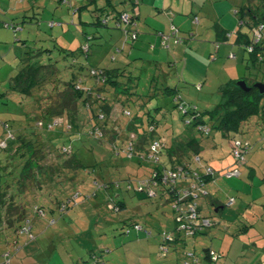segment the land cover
Listing matches in <instances>:
<instances>
[{"label":"rangeland","instance_id":"374dc122","mask_svg":"<svg viewBox=\"0 0 264 264\" xmlns=\"http://www.w3.org/2000/svg\"><path fill=\"white\" fill-rule=\"evenodd\" d=\"M47 2L54 4H50V7L46 5L44 12H41L42 16L34 17L35 15L28 13L26 18L14 19V14H11L9 22L0 11V39L6 42L2 47L9 53V58L5 61L3 60L5 56L0 53V65L1 62L8 64L0 71V146L2 142L8 140V136H16L21 130L23 134L16 143L10 144L8 150L0 151V169L6 172L21 168L26 157L23 155L25 153L22 154L20 151L21 146L24 145L21 139H29L33 134L35 135L36 130L46 132L43 134L46 141V134L51 135L49 132H52L48 141L52 148L48 147L46 151L53 150V147L61 149L64 146L71 147L78 164L64 162L63 166L54 165L55 172L50 169V174L38 177L41 179V185H33V182H30L23 191L13 186L18 192L17 199L22 198L25 203L28 219L33 226L32 233L35 236L30 240L28 234L18 232L20 235L16 237H21L22 244L30 241V244H35L42 250L48 249L52 252L57 249L56 253L60 254V260L63 259L62 253L68 261L67 264H91L94 262L92 253L97 254L102 261L105 260L106 264H143V262L153 264L156 261L162 264L165 261L163 258L173 263L175 261V264H184L185 256L182 252L185 250L182 248L178 251L172 248L165 256L159 252L165 232H173L177 226L171 199L162 191H159L156 197H149L126 188L130 180H133L134 185H138L140 179L147 180L150 177V169L156 163L151 159L140 162L137 156L131 157L128 153L127 147L131 141L126 125L133 118L120 109L121 104L118 105L119 110L112 116L119 130L114 138L109 137L108 133L100 135L99 131V134L96 133L97 136L91 134L93 121L88 110L90 107L84 106L82 98L77 101L78 113L75 124L70 121L71 128H68L67 122L55 125L51 131L37 127L38 120L45 116L44 113L50 111V107L61 100L62 92L75 77L81 80L83 87H100L101 84L98 86L89 70L92 67L111 68L119 65V59L114 61L112 57H120L122 52L119 53V47H122L125 41L118 31L120 29L115 28L114 21L108 26L95 23L101 15L94 10L95 6L84 10L80 18V14L74 13L73 8L67 13H62L68 6L63 4L65 8L61 11L60 3L57 2V6L54 0ZM225 2L232 6L229 14L234 19V30L237 27L242 28L241 30L248 31L249 37H253L254 31L247 23L241 24L239 19L241 14L235 13L247 0H222L221 4ZM202 14L205 21L203 25H199L200 27L196 23L199 22L198 19L193 23L190 20L191 26L198 33H202L208 26L211 27L213 21L219 20L215 17L213 9ZM244 18L248 19L247 16ZM81 19L89 24L80 22ZM17 22L20 24L17 25ZM6 23L26 28L20 31L7 26ZM61 24L65 26L64 31ZM7 31H10L12 36H8ZM214 37L213 35L211 41L215 39ZM16 38L28 39L27 45H23ZM170 42L163 45L161 41L164 56H170L167 53L171 50ZM131 43L125 45L126 49ZM86 44L89 51L85 49ZM214 47L215 44L209 50L213 51ZM239 49L236 46V52ZM70 50L71 52L75 50V53L68 54ZM41 51L44 52L40 55ZM28 52L33 55L39 54L33 61L39 58L45 64L53 63L57 71L47 74L39 87L32 90L31 94L24 95L16 90L12 91L13 86L10 80L7 82L6 79L23 66L20 60L15 58L18 53L26 55ZM240 54V64L232 63L224 67L212 65L213 56L208 57V63L198 69L193 63H189L186 67V62L182 60L177 67L172 66L173 58L161 64L159 70L146 62L136 93L131 101L124 105L125 109L134 113V116L141 113L142 117H146V122L149 115L157 119L159 125L156 137L162 135L170 139L168 149L172 147V142L175 143L174 148L177 149L179 146L180 150L184 151L182 157L191 161L198 153L203 165L210 166L217 172L215 180L208 181L206 187L212 192L213 197L219 199L220 206L224 209L216 212V208L208 202L207 197H199L198 203L202 208L203 216L209 217L215 224L207 232L196 236L189 237L183 233L184 240H187V251L194 252L200 258L198 264H211L206 258L205 251L209 248L222 255L217 264L224 262L254 264L256 257L263 258L264 261V123L257 128L259 136L253 135L252 131L240 135L244 139H250L253 148L247 155V162L239 165L232 153L230 138L224 137L222 131L212 125L211 115H204L206 125L211 131L202 133L193 123L187 124L192 116H184L183 109L178 106L179 101L184 100L186 107L192 105L198 108L199 113L216 109L222 100V93L217 89L228 82L229 77L234 78L236 82L240 78H249L250 82H264V64L247 68L249 53L246 49H242ZM152 55L153 53L149 52V58L153 57ZM9 62L14 64L9 66ZM194 71L199 72L195 75L200 79L184 80L185 72L191 75ZM4 80L5 82H2ZM167 86L176 88L180 86L179 99L171 95L149 96L148 90L151 87H153L152 92L156 89L161 92ZM103 95L108 93L104 92ZM97 105L93 103L91 106L95 109ZM19 127L21 130L17 133ZM56 130L61 133H56ZM191 142L197 143L198 149L190 146ZM10 154H13L11 164L14 162V168L7 163ZM52 155L51 159L56 157ZM61 156L64 160L72 155ZM161 158L164 162H170L167 151L161 155ZM195 162L200 166L202 164L199 161ZM232 165L239 168L241 175L236 174L231 178L227 176L228 171L231 170L227 171V169ZM231 196H234L236 201L229 206ZM113 202H121L124 208L119 211L111 210L110 203ZM66 203H69V206L63 210L61 206ZM35 205L43 206L45 215L36 214L33 208ZM125 220L130 224L140 223L151 234L134 229L129 233L125 232ZM25 223L26 219L21 224ZM108 250L110 252H107Z\"/></svg>","mask_w":264,"mask_h":264},{"label":"trees","instance_id":"16d2710c","mask_svg":"<svg viewBox=\"0 0 264 264\" xmlns=\"http://www.w3.org/2000/svg\"><path fill=\"white\" fill-rule=\"evenodd\" d=\"M123 13H129L131 16V20L134 25H129L128 29L136 31L137 35L139 34L137 30V23L135 21V14H132L129 11L123 10L116 15L112 14H105L104 16H101L98 18V20L95 22L96 24L100 25H110L109 23L111 21H114L115 28H119L122 31V35L125 38V41L123 43V47L128 44L127 42V35L125 34V31L117 24V21L119 17ZM237 14H241L240 23L243 25L248 24L249 28L254 31L253 37H248L245 45L246 51L249 53V60L247 62V68H251L252 65L260 66L264 64V0H247L245 3V6L243 9H238ZM245 16H247V20H245ZM107 19V23H103ZM240 24V26H241ZM15 28L14 24H12ZM18 28V27H17ZM255 29L261 30V36L256 38L255 36ZM177 28H175V31ZM161 34V33H160ZM179 36H172V40L174 41V44L181 43L182 41L178 38ZM139 38V35H138ZM134 40L132 44H134L137 40ZM92 39V37H90ZM170 39V40H171ZM183 40V39H182ZM86 51L88 49V44H86ZM44 51H41L40 55ZM70 53H75V50L70 51ZM68 53V54H70ZM88 53V52H87ZM39 55V54H38ZM36 55H33L31 52H28L26 57L22 60L24 62L22 68L18 70L10 79V84L13 86L12 91L16 90L19 93H22L24 95H29L32 93V90L39 87L41 81L45 79L46 75L51 73H55L57 71L56 66L53 63L45 64L41 59L37 58L36 61H33L34 58H36ZM88 55V54H87ZM102 71L103 73H96L94 71ZM91 73V76L95 79V81L99 84L100 87L88 86L83 87V84H81V80H77V77L68 84L67 89L62 92V98L57 103L54 104L52 107H50V111H47L44 113V117L40 118L46 121V123L49 125L51 122H55L56 119L62 118L64 122H67L70 124V121L75 124L76 115L78 113L77 108V101L78 99L82 98L84 106L90 107L88 109L91 112L90 119L93 121V129L91 130V134H94L97 136L99 132L102 134H109V137L112 138L115 137L116 134L119 133V130L116 128L114 124V120H112L113 114L119 110V106L121 104V110L126 113L128 109H125V104L129 103L131 99L133 98L134 94L136 93V87L139 86V80L141 79V75H134L131 72H128L125 69H117V68H103V67H95L91 68L89 70ZM247 80L248 84H252L254 82H250L249 78H244ZM256 82V81H255ZM79 86V87H78ZM170 91H168V89ZM167 88L163 89L161 92H159L157 89L155 92H152L151 87L148 90L149 96L156 95H172L174 98L179 99V95H175L172 91H175V88H171L167 86ZM104 92H107L108 95H103ZM125 96V98L123 97ZM184 102V100H182ZM180 102L178 103V106L180 109H183V115H191L192 117L189 118L187 121L188 125H193L197 127V129L202 133H209L211 131V128L206 125L204 115L209 114L211 115L213 119V126H216L220 131H222V134L224 137H229L231 141L232 148L234 147L235 141L241 140V148H243V153L245 154V160L244 161H238L237 163L245 164L247 162V155L251 152L252 147V141L250 139H244V137L240 136L241 134H247L255 132L258 128V126L262 123H264V94H260L258 89H254L250 91L249 93L245 92L243 89L239 88L236 85V81L233 83H230L228 85H225V87L222 89V100L220 103H218V106L214 110H206L202 113L198 112V108L193 107H186L185 103ZM93 103L98 104L97 108L93 109L91 106ZM119 105V106H118ZM118 106V107H117ZM188 108V109H187ZM69 111V112H68ZM130 111V110H128ZM102 115V116H101ZM128 115V114H127ZM133 119L131 122H129L127 126V130L129 132V139L131 144V150H129V146L127 147L128 153L131 155V157L137 156L139 161L142 162L146 159H149V154L151 153V145L157 140L162 141V148L160 151L161 155L164 154L166 151L169 153L170 156V162H164L163 160L156 163L155 166H153L150 169V177L152 178L154 175V172L157 173L156 178L159 179V175L163 174V171L165 169H168L172 167V169H177L179 167H184L185 170L190 171L193 173V177L188 176L189 178H195L199 180L202 185L203 189L206 191V193L199 192L195 196H192L191 198L187 199L188 202H191L193 204L197 205L198 212L203 218H209L204 217L202 213V208H200V204L198 203L199 197H207L214 208H219L220 202L219 199L212 196V192L208 190L206 187V183L208 181H211L212 179L215 180L217 177V172L211 168L210 166L203 165L201 161V156L196 153L193 157V160L184 159L182 157L184 151L178 146L177 149L174 148L175 143L172 144V147L169 149L167 148L168 139L166 136H160L156 137L157 134V126L159 125V121L155 119L153 116L148 117L146 122V117H142L141 113H137L134 116V113L130 111V115ZM71 125V124H70ZM38 127V126H37ZM46 129V127H45ZM36 130V129H35ZM47 130V129H46ZM22 131V130H21ZM19 132V134L13 135L14 137H7V147L3 150H8L10 144L16 143V141L22 136L23 134ZM99 131V132H98ZM35 135L33 134L29 139H21L23 144V147L21 146V152L23 155H25V160L21 166L20 169H15L14 162L11 164V161L13 160L12 155H9V159H7V163L11 168H14L13 170H4L0 169V228H6L8 225L13 224L14 226L18 227L19 232L21 227L20 226H31L30 220L28 219V213L25 207V203H23V200H18L16 195L18 192H16L14 187H18L19 191H23L27 189L26 184L33 182V185H41V179H38L40 176H44V174L48 175L50 174V169L55 172L56 167L55 166H63V163H69L72 165L78 164V160L76 159V155H74L73 151L70 153L72 156L67 159H61V155L69 154L68 152L64 151V146L61 148H55L53 147V150L47 149L46 146L43 144V141L39 139V135L41 134L38 131ZM98 132V134H96ZM18 135V136H17ZM193 142V140H192ZM191 142V143H192ZM190 143V146L196 147L198 149L197 143ZM1 151V150H0ZM234 151V148L232 149ZM51 153V155H50ZM234 155V152H232ZM52 154L56 155L55 158L51 159ZM69 154V155H70ZM150 160V159H149ZM236 160V159H235ZM201 164L198 165L197 162ZM197 163V164H196ZM55 165V166H54ZM0 166H1V160H0ZM6 167V165H5ZM2 168L4 166L2 165ZM212 169V173H208L207 169ZM234 171H239V174L241 175V171L238 167H232L229 168ZM228 171V170H227ZM229 171L227 173V176L229 174ZM53 174V173H52ZM198 174V176L196 175ZM236 176L230 175L229 178ZM141 180V179H140ZM133 180L129 181V184L127 185V189L135 192H140L146 195V193L138 190V185L132 184ZM187 179H182V181H172L170 180L169 183L165 184L160 181V183L157 184L156 190L157 195H159V191H162L163 194L168 196L171 200L172 197L176 195V190L173 191L172 188L174 186L183 187L187 186ZM184 187V188H185ZM180 189V188H179ZM21 193V192H20ZM149 196V195H146ZM154 196V197H156ZM153 197V196H149ZM234 197V196H231ZM230 197V198H231ZM235 198V197H234ZM236 201V198H235ZM234 201V203H235ZM172 202V201H171ZM233 203V204H234ZM67 207L69 206V203H66ZM111 205H115L118 207V210H121L124 208V204L121 202H113L110 203ZM231 204V205H233ZM63 206V205H62ZM61 206V208H62ZM230 206V205H229ZM34 211L36 214H39L38 210L43 211L44 214V208L43 206L35 205L33 206ZM116 210V209H111ZM175 211V210H174ZM176 212V211H175ZM41 215V214H40ZM42 215V216H43ZM175 216H177V213H175ZM175 217V221L177 223V226H179V222ZM26 219L25 224H21L23 220ZM126 223L125 225V232L129 233L131 230L136 231H145L146 234H151V232H147L146 229L140 224V223H132L130 224L127 220L124 221ZM137 225H140L141 228H136ZM176 226V228H177ZM32 227V226H31ZM212 227V226H211ZM210 227V228H211ZM175 228V229H176ZM209 229V227H208ZM208 229H200L196 228V234L191 236H196L198 234L207 232ZM178 231V230H177ZM22 233V232H21ZM32 233V230H31ZM173 232H165L163 239L161 240V246L159 248V252L161 255L168 254L171 252L172 248L177 246V242L179 240H182L185 238V236H189L188 234L183 235V233L179 232V234H175L172 239H168V235ZM29 236V235H28ZM30 237V236H29ZM31 238V237H30ZM31 239H34V235ZM168 247V251L164 253L163 247ZM178 247L174 248L177 249ZM180 249V247H179ZM183 249V248H182ZM215 251L212 248L206 249V258L207 260H210L211 264H217L219 260L221 259V256L218 252L215 251V253L219 256L218 260L214 261L211 255V251ZM105 252V251H104ZM107 252H110L109 250ZM183 253V252H182ZM184 254V253H183ZM192 254V256H191ZM11 255V254H10ZM185 260L186 261H193L197 260L195 264H198L200 261L199 256H196L194 252L185 250ZM92 258L94 262L92 263H98V264H106L105 260H101L100 257L92 253ZM91 263V264H92Z\"/></svg>","mask_w":264,"mask_h":264},{"label":"crops","instance_id":"0c3cea01","mask_svg":"<svg viewBox=\"0 0 264 264\" xmlns=\"http://www.w3.org/2000/svg\"><path fill=\"white\" fill-rule=\"evenodd\" d=\"M48 0H0V11L3 13V17L5 16L9 22L11 19V14H14V19H23L28 16V13L35 15H41V12H44V8L46 5L50 7V4H54L52 2H47ZM217 1V2H216ZM54 2H58L61 5V11L65 8L64 5L68 6L65 12L63 10L62 13H67L70 9L73 8L74 13L78 12L80 14L84 10H88L89 7L95 6V9L101 16L105 14L116 15L117 13L126 10L135 14V21L137 23V30L139 32V38L134 44H130L129 48L122 46L119 47V53L122 52L120 57L116 58L112 57L114 61L119 59V65L111 67V68H121L125 69L128 72H131L134 75H140L143 71L145 63H151L150 65L155 66L156 69H160L161 64H165L167 61L174 59L172 66L177 67L180 61L186 62V67L189 66V63H193L195 67L200 68L205 63H208V60L211 56L214 57L212 61V65H222L223 67L229 64H240V56L241 50L245 49L247 38L249 37L248 31L241 30L242 28L237 27L234 30V19L229 14V9H231V5L229 3L221 4L222 0H54ZM57 3V6H58ZM69 3V4H68ZM64 4V5H63ZM211 4V5H210ZM63 5V6H62ZM210 5V7H209ZM245 5L240 6L239 9H243ZM213 9L215 12V17L219 20L213 21L211 27H207L202 33L195 32L193 26H191L190 20L195 21L198 19L199 22L197 25H203V14L207 12V10ZM228 13V14H227ZM237 14V12H235ZM226 14V15H225ZM1 15V14H0ZM76 15V14H75ZM202 16V18L200 17ZM83 19L80 20L82 23ZM26 22V20H23ZM40 22V21H39ZM7 26H12V24L6 23ZM16 24V23H15ZM20 23L17 22V25ZM51 24L56 25L51 22ZM99 25V24H97ZM206 25V24H205ZM62 30H65V26L61 24ZM199 26V27H200ZM14 27V26H12ZM174 27L177 30H174ZM15 28V27H14ZM26 27L23 28H15L20 29V31L25 30ZM119 29V28H116ZM199 30V28H198ZM197 30V31H198ZM120 35H122V31L118 30ZM19 31H17L18 33ZM8 36H12L10 31H7ZM17 33H15L17 37ZM168 34L171 36L178 35L179 37H183L181 43L174 44V41L171 39L169 43L170 51L167 53L170 56H164L163 45H161L162 35L160 34ZM198 35V37H197ZM215 36L214 40L211 41ZM40 37V36H38ZM250 38V37H249ZM17 41H20L23 45H27L28 39L16 38ZM58 40V39H57ZM173 41V42H172ZM59 42V41H58ZM216 42V43H215ZM6 43L4 40L0 39V53L2 56H5L3 60L9 58V53L7 49L2 47ZM18 43V42H17ZM163 44V43H162ZM215 44L214 50L211 51L209 48L213 47ZM218 46H217V45ZM236 46L239 47V51L236 52ZM71 51V50H70ZM70 51L68 53H70ZM166 51V50H165ZM189 51L191 54H189ZM149 52L153 53V57L149 58ZM235 54V58H232L230 54ZM20 55V56H19ZM27 55V54H26ZM26 55H22L18 53V56H14L18 60H20L23 65L24 62L22 60ZM168 55V54H166ZM243 57V55H242ZM171 58V59H170ZM245 57L243 62L245 63ZM249 60V59H248ZM9 61V60H8ZM171 63V62H170ZM14 63L9 62V66H12ZM8 64L5 62H1L0 71L5 68ZM104 68V67H103ZM110 68V67H109ZM195 73H199L194 71V73L189 74V76L184 73V80L186 79H200V77L196 76ZM14 75V74H13ZM12 77V75H11ZM9 79H6L8 82ZM191 79V80H192ZM2 82H5L2 81ZM234 82V78L229 77V81L225 82L224 85H228ZM169 85V84H167ZM224 85H220L218 87V92L222 93V89L225 87ZM170 87V86H169ZM180 86L171 87L175 88V95H179L181 92L178 90ZM168 89V88H167ZM166 90V89H165ZM170 91V89H168ZM172 96V95H171ZM63 118V117H62ZM60 118L59 120H62ZM64 119V118H63ZM20 127L18 128L17 133L20 131ZM40 132L39 139L43 141L46 148L52 146L48 143L49 137H51L52 132H49L51 135L46 134L47 141L43 134L46 132H41V130H36ZM60 132L56 130V133ZM61 133V132H60ZM253 135L259 136L258 130H256ZM170 139H168V143ZM171 144H174L173 142ZM59 148V147H57ZM234 167L233 165L229 168ZM229 168L227 170H229ZM54 222V221H53ZM12 223V222H11ZM8 225L6 228H0V264H4L5 254L10 252V263L11 264H67L66 258L64 254L61 253L63 259L60 260V254L55 250L50 252L48 249H39L35 244H30V241L22 244L21 237L17 238L20 232L17 226L13 224ZM30 225L31 221H30ZM33 228V226H32ZM32 230V229H31ZM19 232V233H18ZM21 234V233H20ZM19 234V235H20ZM35 238V236H34ZM32 240V239H30ZM21 243V245H20ZM174 248L178 247L176 250L178 251L179 247L183 248V250H187V240L182 239L177 242ZM55 247V246H54ZM185 254V251L183 252ZM183 254V256H184ZM185 257H183V260ZM165 261L162 264H175V261L168 260L167 258H163ZM261 259V260H260ZM263 258H257L254 264H264ZM182 260V262H183ZM143 261V260H142ZM181 262V260H180ZM98 264V263H92ZM143 264H149V262H143ZM152 264V263H151ZM153 264H160V262L156 261ZM223 264H226L224 262Z\"/></svg>","mask_w":264,"mask_h":264},{"label":"built area","instance_id":"2783aa9c","mask_svg":"<svg viewBox=\"0 0 264 264\" xmlns=\"http://www.w3.org/2000/svg\"><path fill=\"white\" fill-rule=\"evenodd\" d=\"M103 23H107V19H105V21H103ZM117 24L119 26H121L122 28L124 27V31L125 34L127 35V42H133L134 40H136L138 38V35L136 33V31L134 30H130L128 29L129 25H134L135 23L132 22L131 20V16L129 13H123L118 21ZM175 30V27H174ZM162 43L163 45H165L166 43H168L170 41V39L172 38L171 35H166V34H162ZM255 36L258 40V38L261 36V30H257L255 29ZM181 41L182 38L178 37ZM87 47L85 46V49ZM232 58H235L234 54H231ZM96 73H100L102 74L103 72L100 70L98 71H94ZM79 87V86H78ZM126 114L130 115V111H126ZM102 116V115H101ZM64 122V120H59L56 119L55 122H51L49 123V125L46 123L45 120H39L37 125L38 127H46V129L48 131H51V129L54 128L55 125H58L59 123ZM68 128H71V125L68 123ZM12 137H14L12 135ZM2 146H0V150L5 149V147H7V140L1 143ZM162 148V141L157 140L154 143H152L151 145V150H150V154H149V159L153 160L155 163H158L159 161L162 160L161 158V152L160 151ZM234 157L236 160L240 161H244L245 160V154L243 153V148H241V140L239 141H235L234 143ZM129 150H131V144H129ZM64 151L68 152L69 154L72 152L71 147H64ZM131 156V155H130ZM208 173H212V169L208 168L207 169ZM235 174H239V171L234 170V171H229L228 176L230 175H235ZM154 176L151 178H147V180H140L139 181V186L137 187L139 191H142L144 193H146V195L149 196H156L157 195V190H156V186L158 183H160V181L162 183H169L170 180L176 182V181H182V179H187V186H183V187H176L174 186L172 188L173 191L176 190V195L173 196L172 198V204H173V210H175L177 213V221L179 222V226H177V228L173 231V233H170L168 235V239H172L173 236L175 234H179V232L181 233H186L188 235H194L196 234V228H200L202 230L204 229H208V227L210 228L211 226L214 225V221L211 220L210 218H203L200 213L198 212V208L196 204H193L191 202H188L187 199L191 198L192 196H195L196 194H198L199 192L201 193H206V191L202 188L203 185L202 183L195 179V178H189L188 176H192L193 173H191L190 171L185 170V168L179 167L177 169H172V167L165 169V171H163L162 175H159V179L156 178L157 173L154 172L153 174ZM198 176V174H196ZM193 177V176H192ZM185 187V188H184ZM235 201L234 197H231L228 205L233 204ZM111 209H116L118 210V207H116L115 205H110ZM67 208V204H63L62 209L66 210ZM39 214L43 215V211L42 210H38ZM136 228L140 229L141 226L137 225ZM31 226H23L20 231L22 233H26L28 234L31 238L33 237V233H31ZM178 230V231H177ZM163 251L164 253L166 251H168V247H163ZM211 255L214 261L218 260L219 256L215 253V251H211ZM192 256V254H191ZM195 262H197V260H193V261H186L184 264H195ZM4 264H11L10 263V252H7L5 254V261L3 262Z\"/></svg>","mask_w":264,"mask_h":264},{"label":"water","instance_id":"95a60500","mask_svg":"<svg viewBox=\"0 0 264 264\" xmlns=\"http://www.w3.org/2000/svg\"><path fill=\"white\" fill-rule=\"evenodd\" d=\"M236 85L247 93L254 89H258L260 94H264V82L262 81L248 84L246 79L240 78L237 80ZM220 209H224V207L219 206V208H216V212H219Z\"/></svg>","mask_w":264,"mask_h":264},{"label":"clouds","instance_id":"9594fccd","mask_svg":"<svg viewBox=\"0 0 264 264\" xmlns=\"http://www.w3.org/2000/svg\"><path fill=\"white\" fill-rule=\"evenodd\" d=\"M234 55H235V54H234ZM235 57H236V56H235ZM39 120H40V119H39ZM39 120H38V121H39ZM41 120H42V119H41ZM214 224H215V222H214Z\"/></svg>","mask_w":264,"mask_h":264}]
</instances>
